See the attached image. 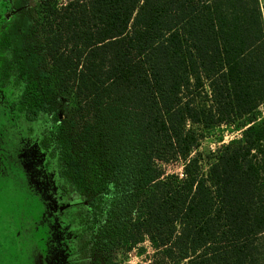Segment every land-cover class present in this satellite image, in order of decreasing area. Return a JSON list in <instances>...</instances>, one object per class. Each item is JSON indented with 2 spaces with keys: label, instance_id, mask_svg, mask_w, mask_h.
Listing matches in <instances>:
<instances>
[{
  "label": "trees",
  "instance_id": "16d2710c",
  "mask_svg": "<svg viewBox=\"0 0 264 264\" xmlns=\"http://www.w3.org/2000/svg\"><path fill=\"white\" fill-rule=\"evenodd\" d=\"M0 16V85L79 201L85 264L145 241L149 264H264L261 0H0Z\"/></svg>",
  "mask_w": 264,
  "mask_h": 264
},
{
  "label": "flooded vegetation",
  "instance_id": "af4514ba",
  "mask_svg": "<svg viewBox=\"0 0 264 264\" xmlns=\"http://www.w3.org/2000/svg\"><path fill=\"white\" fill-rule=\"evenodd\" d=\"M13 98L0 85V264H85L79 201L62 192L38 128L11 109Z\"/></svg>",
  "mask_w": 264,
  "mask_h": 264
},
{
  "label": "rangeland",
  "instance_id": "374dc122",
  "mask_svg": "<svg viewBox=\"0 0 264 264\" xmlns=\"http://www.w3.org/2000/svg\"><path fill=\"white\" fill-rule=\"evenodd\" d=\"M60 2H64L66 0H59ZM262 10L264 12V0H261ZM21 127V126H20ZM24 129H22V132ZM215 132L212 135H208L201 144L199 151L202 152V155L207 157L208 154L214 152L223 142L218 141V137ZM239 135V132L229 133L225 132V139L224 142H228L230 139L234 138L235 136ZM207 159H205L204 163H206ZM162 168L166 171L167 174L169 173H178L182 175L183 166L181 161H172L168 163H162ZM53 172V170L51 169ZM51 177V176H50ZM143 246L144 251L142 253L139 252L138 247L133 248L126 254H122L120 258H123L126 261V264H149L152 262V255H153V248L150 245L149 241H145L141 245Z\"/></svg>",
  "mask_w": 264,
  "mask_h": 264
}]
</instances>
